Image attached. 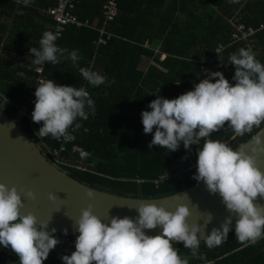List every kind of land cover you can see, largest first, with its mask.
<instances>
[{"label": "trees", "instance_id": "1", "mask_svg": "<svg viewBox=\"0 0 264 264\" xmlns=\"http://www.w3.org/2000/svg\"><path fill=\"white\" fill-rule=\"evenodd\" d=\"M109 2L75 0L71 13L92 27L69 26L55 41L59 48L68 50L65 57L78 50L80 59L75 65L64 57L55 65H36L30 48L39 49L45 31L55 34L57 23L49 9L59 0H32L28 7L16 0H0V108L21 124L45 156L51 158V150L66 147L57 160L51 159L74 180L128 197L159 198L178 193L197 184L193 176L198 146L192 145L191 151L183 144L174 152L158 146L149 149L155 128L153 133L143 132L141 113L151 111L148 105L158 92L160 97L174 99L208 78L204 70L213 69H203L204 64L215 55L219 44L232 42L236 32L233 22L255 29L264 26V0H120L119 16L112 20L105 14ZM18 9L22 15L17 14ZM103 28L113 37L100 44ZM159 43L169 56L164 62L157 60L163 69L152 64L141 69L144 59L155 55L150 49ZM249 45L254 46L255 58L264 64L263 28L249 42L227 49L223 58L229 71L235 70L229 62L230 54ZM38 66L42 73L37 72ZM83 67L105 76L106 82L98 87L86 85L80 75ZM41 80L84 87L94 101V114L86 108L89 118L78 119L82 127L72 132L73 141L36 135L42 122L34 123L31 114L35 88ZM257 131L237 137L225 126L210 138L235 149ZM81 152L88 156L82 158ZM54 235L60 243L43 264H63L60 253L67 236ZM174 247L182 257L190 258L189 264H264V239L245 246L234 231L218 247L210 249L200 242L203 259L191 258L183 244ZM18 261L10 247L0 245V264Z\"/></svg>", "mask_w": 264, "mask_h": 264}, {"label": "clouds", "instance_id": "2", "mask_svg": "<svg viewBox=\"0 0 264 264\" xmlns=\"http://www.w3.org/2000/svg\"><path fill=\"white\" fill-rule=\"evenodd\" d=\"M16 2L28 7L32 0ZM17 14L23 12L18 9ZM57 39L58 34L45 31L39 49L30 48L32 63L55 65L64 57L75 65L80 59L78 50L65 57L68 50L59 48ZM229 62L235 69L234 85L222 72L204 70L208 78L196 83L194 90L174 99L160 97L158 92L148 105L151 111L141 113L143 132L150 134L155 128L149 149L158 146L174 152L183 144L191 151L192 145L198 146L193 179L203 182L210 194H218L229 213L220 227H214L203 239L210 249L227 240L234 217L235 237L240 243L248 246L264 239V206L254 203L264 198V172L257 166V159L264 156V64L245 48L230 54ZM80 75L93 87L106 82L105 76L86 68L80 69ZM35 89L32 120L42 122L36 135L65 143L73 141L72 132L82 127L78 119L89 118L86 108L95 112L89 92L84 87L60 85L53 80H41ZM225 126L237 137L252 134L253 129L258 131L251 135L250 142L233 149L226 142L210 138ZM80 155L86 158L88 153ZM86 195L92 198L94 193L89 189ZM25 196L36 199L32 191ZM49 199L55 200L56 196L49 193ZM24 207L17 188L0 183V245L11 248L19 257L18 264H43L60 241L54 235L56 229H48V220L39 221L32 212L24 214ZM93 207L89 204L81 209L75 219L73 231L79 233L75 251L61 256L63 264H189L190 258L182 257L174 242L183 243L191 258L203 259L198 234L204 235L212 220L210 212L205 214V223L189 224L187 218L192 213L185 204L169 211L156 204L140 203L135 207L139 214L135 220L111 217L105 223L94 214ZM157 227L162 228L158 235L146 234L145 230Z\"/></svg>", "mask_w": 264, "mask_h": 264}, {"label": "water", "instance_id": "3", "mask_svg": "<svg viewBox=\"0 0 264 264\" xmlns=\"http://www.w3.org/2000/svg\"><path fill=\"white\" fill-rule=\"evenodd\" d=\"M264 140V133H261ZM250 142V140L248 141ZM257 166L264 172V156L257 159ZM0 183L9 188L15 186L25 204L21 209L24 214L32 212L39 221L48 220V229H56L55 234L77 237L78 232L73 231L75 219L81 209L92 204L93 212L105 223L111 217L125 216L135 220L138 212L135 207L140 203L156 204L166 210L174 211L178 204H185L190 208L192 215L187 218L189 224L205 223L206 213L212 214L204 235H199L200 242H204L211 230L219 228L224 218L229 215L221 203L218 194H210L203 182L197 183L178 193L159 197H128L107 190H101L91 185L74 180L69 174L52 163L41 151L39 146L28 137L21 124L10 117L0 108ZM91 189L92 198L86 195ZM32 191L36 199L26 198L25 193ZM49 193L56 196L49 199ZM254 203L264 206V198H258ZM235 217L231 225V232L235 230ZM67 229V235H64ZM162 231L161 227L154 230H145L147 235L155 236ZM174 244H183L174 242Z\"/></svg>", "mask_w": 264, "mask_h": 264}, {"label": "built area", "instance_id": "4", "mask_svg": "<svg viewBox=\"0 0 264 264\" xmlns=\"http://www.w3.org/2000/svg\"><path fill=\"white\" fill-rule=\"evenodd\" d=\"M74 2L75 0H59V3L57 6L49 9V14L53 17L54 21H56L57 23L55 34H58V38H61L63 36L66 28L69 26H76L79 28L80 27H89V28L92 27V25L88 21L82 22L78 20L71 13L70 10H72L75 7ZM119 2L120 0H110L108 5L106 6L107 11L105 14L108 20L115 19L119 16V12H120ZM263 28L264 26H262L261 29ZM261 29L247 27L244 24L237 26V33L233 35L232 42L229 45H225L222 43L219 44L215 55L204 64L203 69H206L207 67H211L213 69V72H216V71L222 72L226 78L227 64L225 63L223 56L226 53L229 46L240 43V42H249L250 39L254 37ZM100 31L102 34L100 44L107 43V41L113 37V34L108 33L105 28L100 29ZM106 37L108 38L106 39ZM246 49H250L252 51L250 46H248V48ZM83 68H86L91 71V68L89 67H83ZM42 70L43 69L41 66L37 67V72L42 73ZM212 82H215V81L213 80ZM85 84L87 85L88 82L86 81ZM65 150H66V147L64 146H62L60 149L51 150L50 151L51 158H54L55 160H57L59 156L61 155V153L64 152ZM75 240H76V237L67 236L66 241H65V247L61 250V253H60V258L63 255H71V253L75 251Z\"/></svg>", "mask_w": 264, "mask_h": 264}, {"label": "crops", "instance_id": "5", "mask_svg": "<svg viewBox=\"0 0 264 264\" xmlns=\"http://www.w3.org/2000/svg\"><path fill=\"white\" fill-rule=\"evenodd\" d=\"M172 1L173 0H169L168 3H171ZM177 4H179L178 1H177ZM179 14H180V12L177 11L176 16H178ZM233 24L236 27V32L235 33H237V26H236L235 22H233ZM232 40H233V37H232ZM148 43L149 42H146L145 43L146 46H147ZM148 45H150V44H148ZM249 46L251 47V49L253 51L254 46H251V45H249ZM150 48H151V46H150ZM150 50L154 51L155 55L152 58L149 57V58L144 59L143 63H145V66L142 67V65H141V69L144 68V70H146L149 67V65H151V64L152 65H156L158 68H162L163 69V66H160L159 63L157 62V60L161 63V62H164L165 60H167L166 58L169 57V56H168V54L166 52L163 51L162 43L157 44L154 48H151ZM227 72H228V74H227L228 81L231 84L234 85L235 84V81L232 79V77L234 76L235 70L229 71L228 66H227Z\"/></svg>", "mask_w": 264, "mask_h": 264}, {"label": "rangeland", "instance_id": "6", "mask_svg": "<svg viewBox=\"0 0 264 264\" xmlns=\"http://www.w3.org/2000/svg\"><path fill=\"white\" fill-rule=\"evenodd\" d=\"M145 66V63H143L142 64V67H144ZM142 69H144V68H142ZM40 148V147H39ZM46 157L52 162V163H54V164H56L57 165V163L53 160V159H51L50 157H49V155H46ZM58 166V165H57ZM59 167V166H58ZM60 168V167H59Z\"/></svg>", "mask_w": 264, "mask_h": 264}]
</instances>
